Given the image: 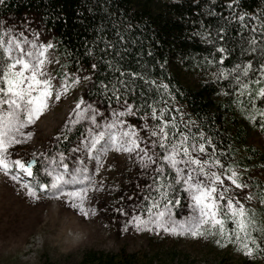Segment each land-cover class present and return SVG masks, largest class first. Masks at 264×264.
I'll return each mask as SVG.
<instances>
[{
  "label": "snow or ice",
  "instance_id": "obj_1",
  "mask_svg": "<svg viewBox=\"0 0 264 264\" xmlns=\"http://www.w3.org/2000/svg\"><path fill=\"white\" fill-rule=\"evenodd\" d=\"M3 2L0 0V4ZM227 7L232 9L233 4ZM232 18L241 23L243 30L249 31L248 37L241 34L242 55L251 54L254 59L225 68L226 49L218 47L219 59L213 57L205 62L221 68L217 80L230 82V90L240 97L238 103L247 112V118L252 122L259 118L264 128V108L257 106V101L264 102V25H245V16ZM25 31L0 27V170L19 182L28 196L40 200L38 193L44 192L67 198L72 207L87 217L95 209L86 210L85 202L89 192L97 190V185L83 159L78 158L70 168L64 152L43 157L46 163L42 171L48 180L44 183L34 176L35 157L14 159L10 151L33 136L29 127L47 110L51 99L59 101L68 91L69 79L72 86L81 79L65 73L58 81L60 90L57 91L53 78L45 71L47 50L53 47L52 43H41L39 32L31 33L29 38ZM223 31V28L218 30V40H223L219 35ZM118 39L120 43L125 42L122 34ZM104 44L101 51L113 47L107 40ZM108 67L111 69L113 65L109 63ZM92 68L95 70L96 64ZM136 79L143 76L119 70V77L108 83L93 81L100 90V99L86 101L81 97L73 110L74 118L65 123V131L71 132L73 126L87 122L85 134L70 152H83L96 161L109 151L126 152L128 159L141 169L140 177L150 181L141 189L149 194L131 209L133 214L126 219L125 230L132 226L141 232L216 237L218 245L234 244L249 257L256 251H264L254 235L264 231V221L258 222L255 209L247 204L255 198L254 193L249 191L244 200L233 194L235 189L250 188L238 166H225L221 160L224 152L213 137L191 118L185 120L167 83L145 80L158 95L151 98L141 93V100L137 102ZM252 85L257 88L253 89ZM245 99L247 105H244ZM105 101L106 111L102 110ZM131 119L138 120L139 125L131 123ZM63 139H68L67 135ZM99 187L103 188V184ZM259 203L264 205V198ZM117 211L128 217L122 208Z\"/></svg>",
  "mask_w": 264,
  "mask_h": 264
},
{
  "label": "trees",
  "instance_id": "obj_2",
  "mask_svg": "<svg viewBox=\"0 0 264 264\" xmlns=\"http://www.w3.org/2000/svg\"><path fill=\"white\" fill-rule=\"evenodd\" d=\"M230 3L232 9L227 7ZM256 13H264V0H4L0 4L1 20L10 19L19 26L24 20L37 21L54 40L65 68L72 72L92 70L84 89V96L90 101L100 99V90L93 81L108 83L119 77V70L143 76L135 81L137 102L141 93L151 98L158 95L145 80L167 83L185 120L191 118L213 137L224 152L221 160L225 166L234 164L243 173L250 188L242 190L246 194L254 193L252 201L259 204L258 210L263 214L256 219L261 222L264 205L259 199L264 198V176L259 170H264V149L250 142V134L252 129L264 134L262 121L258 118L252 122L247 118V112L238 103L240 97L230 90V82L217 80L221 68L205 62L213 57L219 59L218 47L226 49L225 68L254 59L251 54L242 55L241 34L248 37L250 33L232 17L245 16V25H264L255 17ZM220 28L224 29L219 33L223 40L217 39ZM121 34L124 43L119 42ZM104 40L113 47L101 51L105 48ZM109 63L113 65L111 69ZM92 64H96L95 70ZM252 88L256 89L257 85ZM247 104L245 99L244 105ZM257 106L264 108V102L257 101ZM103 107L108 108L107 101ZM112 107H116L115 101ZM83 133V123L73 126L71 132H66L64 127L49 144L53 150L68 156ZM64 135L68 139H63ZM23 159H29L28 155ZM42 169L37 161L33 166L34 176L46 183ZM146 183L150 181L139 175L120 199L119 208L128 217L133 214L131 209L149 194L141 191ZM233 194L239 197L241 193L235 189ZM258 236L264 249V238ZM158 257L146 249L131 252L125 246L116 252L91 248L83 251L76 264H154ZM230 258L226 251L219 264H230ZM263 260L264 251H256L253 256H244L240 264H259ZM40 264L56 263L45 260Z\"/></svg>",
  "mask_w": 264,
  "mask_h": 264
},
{
  "label": "rangeland",
  "instance_id": "obj_3",
  "mask_svg": "<svg viewBox=\"0 0 264 264\" xmlns=\"http://www.w3.org/2000/svg\"><path fill=\"white\" fill-rule=\"evenodd\" d=\"M255 17L264 22V13H256ZM0 27L19 31L27 29L25 34L29 38H32L31 33L39 32L41 43H52L53 47L47 50L45 71L53 78L57 91L60 90L58 81L63 79L65 73L81 78L75 86L71 85L69 79L68 91L59 101L51 99L47 110L29 127L33 136L10 150L14 159H23L27 154L29 158L35 157L43 168L46 163L43 157L58 153L49 141L55 139L65 123L74 118L72 113L81 97L90 101L84 96V89L91 79L92 70L84 68L81 72H72L65 68L54 47V40L35 20H24L19 26L10 19H0ZM130 122L139 125L134 119ZM81 123L85 134L87 122ZM250 142L264 149V134L252 129ZM65 156L70 168L78 158L83 159L84 166L89 168L97 190L89 192L85 209L95 211L85 217L78 208L71 206L67 198L44 192L38 193L41 199L36 200L26 194L19 182L0 170V264H40L45 260L56 264H76L86 249L116 252L123 246L131 252L146 249L149 254H158L154 264H219L226 251L231 257L230 264H240L246 256L234 244L218 245L216 237L193 238L162 231L141 232L132 226L125 230V221L131 216L125 217L117 209H120V199L125 196L130 183L140 175L141 169L128 159L126 152L109 151L99 161L87 158L83 152H70ZM96 168H99L98 172ZM259 173L264 176V170H259ZM100 184H103V188L99 187ZM237 190L241 193L239 198L244 200L247 194L242 189ZM247 204L255 209L257 217H263L258 210L259 204L253 201ZM254 235L264 238V231ZM259 264H264V260Z\"/></svg>",
  "mask_w": 264,
  "mask_h": 264
}]
</instances>
